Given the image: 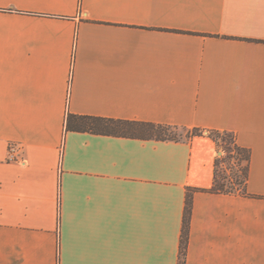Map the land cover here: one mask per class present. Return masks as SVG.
I'll return each mask as SVG.
<instances>
[{"label": "crops", "instance_id": "0c3cea01", "mask_svg": "<svg viewBox=\"0 0 264 264\" xmlns=\"http://www.w3.org/2000/svg\"><path fill=\"white\" fill-rule=\"evenodd\" d=\"M69 114L233 133L246 194L206 134ZM0 264H264V0H0Z\"/></svg>", "mask_w": 264, "mask_h": 264}, {"label": "trees", "instance_id": "16d2710c", "mask_svg": "<svg viewBox=\"0 0 264 264\" xmlns=\"http://www.w3.org/2000/svg\"><path fill=\"white\" fill-rule=\"evenodd\" d=\"M66 128L68 131L77 132H89L97 135L105 136H115V137H126V138H136L142 140H157V141H177L175 137L170 135L172 130H178L180 128L175 126L155 124L148 122H137V121H124V120H114L106 119L100 117H90V116H78L69 114L67 117ZM189 135L188 138L196 135L206 134L212 138L219 146L220 151L223 149L225 140L222 135H228L230 137L231 143L234 145V149L238 152H244L246 154L247 167L244 172L245 183L243 188L238 191L239 193L246 194V184L249 174V162H250V151L248 149L240 147L236 142V136L230 132L221 131H200L198 129L187 130ZM230 151V150H229ZM231 152V151H230ZM229 158V157H228ZM221 157L217 158L215 164V182L212 188V193H224L233 194L238 192L225 191L223 188H219V167L222 163ZM192 211V196L188 193L186 198V206L184 212V230L182 235V257L185 255V246L187 241L188 224Z\"/></svg>", "mask_w": 264, "mask_h": 264}, {"label": "rangeland", "instance_id": "374dc122", "mask_svg": "<svg viewBox=\"0 0 264 264\" xmlns=\"http://www.w3.org/2000/svg\"><path fill=\"white\" fill-rule=\"evenodd\" d=\"M170 135L177 140H186L189 133L186 129H178L172 130ZM222 138L225 140V143L223 145L224 148L220 151V157L223 162L220 163L219 167L218 186L225 191L238 192L243 188L245 183L246 154L234 149V145L231 143L228 135H222Z\"/></svg>", "mask_w": 264, "mask_h": 264}, {"label": "built area", "instance_id": "2783aa9c", "mask_svg": "<svg viewBox=\"0 0 264 264\" xmlns=\"http://www.w3.org/2000/svg\"><path fill=\"white\" fill-rule=\"evenodd\" d=\"M13 148H14V147L12 146V147H11V151H13ZM12 157H13V155H12Z\"/></svg>", "mask_w": 264, "mask_h": 264}]
</instances>
